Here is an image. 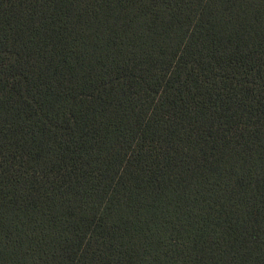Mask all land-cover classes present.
Wrapping results in <instances>:
<instances>
[{
	"label": "trees",
	"instance_id": "1",
	"mask_svg": "<svg viewBox=\"0 0 264 264\" xmlns=\"http://www.w3.org/2000/svg\"><path fill=\"white\" fill-rule=\"evenodd\" d=\"M0 264H264V0H0Z\"/></svg>",
	"mask_w": 264,
	"mask_h": 264
}]
</instances>
